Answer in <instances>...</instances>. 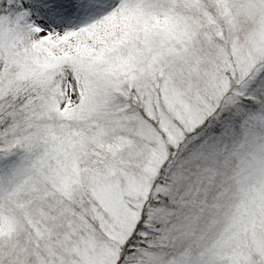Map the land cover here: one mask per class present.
Here are the masks:
<instances>
[{"label": "snow or ice", "instance_id": "obj_1", "mask_svg": "<svg viewBox=\"0 0 264 264\" xmlns=\"http://www.w3.org/2000/svg\"><path fill=\"white\" fill-rule=\"evenodd\" d=\"M0 264H264V0H0Z\"/></svg>", "mask_w": 264, "mask_h": 264}]
</instances>
